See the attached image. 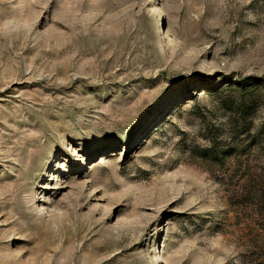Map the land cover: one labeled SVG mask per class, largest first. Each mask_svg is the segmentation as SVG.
Masks as SVG:
<instances>
[{
	"label": "rangeland",
	"instance_id": "1",
	"mask_svg": "<svg viewBox=\"0 0 264 264\" xmlns=\"http://www.w3.org/2000/svg\"><path fill=\"white\" fill-rule=\"evenodd\" d=\"M0 264H264V0H0Z\"/></svg>",
	"mask_w": 264,
	"mask_h": 264
}]
</instances>
